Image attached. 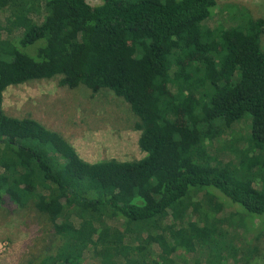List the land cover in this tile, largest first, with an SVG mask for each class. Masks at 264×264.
I'll list each match as a JSON object with an SVG mask.
<instances>
[{
    "label": "trees",
    "instance_id": "16d2710c",
    "mask_svg": "<svg viewBox=\"0 0 264 264\" xmlns=\"http://www.w3.org/2000/svg\"><path fill=\"white\" fill-rule=\"evenodd\" d=\"M13 1L0 0L9 13L0 30V205H33L48 218L52 237L39 264H88L93 252L109 264H143L172 217L179 221L166 232L170 243L190 251L198 241H188L184 221L188 199L200 192L264 214L263 19L215 34L204 24L217 0H23L38 11L25 26ZM41 79L123 98L146 155L89 162L58 131L8 115L4 91ZM245 119L246 147L229 142L215 151L221 161L193 155ZM225 220L212 239L223 257L226 248L234 253L216 242ZM114 223L129 230L130 243L145 245L142 255L122 256L107 244Z\"/></svg>",
    "mask_w": 264,
    "mask_h": 264
},
{
    "label": "rangeland",
    "instance_id": "374dc122",
    "mask_svg": "<svg viewBox=\"0 0 264 264\" xmlns=\"http://www.w3.org/2000/svg\"><path fill=\"white\" fill-rule=\"evenodd\" d=\"M88 2L97 5L102 0ZM11 8L25 26H29L30 18L38 12L23 0H14ZM8 15V11H0L1 31ZM258 18L264 20V0H217L212 15L204 25L212 27L215 34H219L222 27L241 26L244 21ZM261 38L264 45V32ZM202 82L200 79L194 80L191 85L199 87ZM3 97V108L8 115L32 117L58 131L86 161L112 158L127 161L146 155L139 147L141 132L135 129L137 115L123 98L110 91L93 94L84 85L71 89L60 86L58 79H41L11 85L4 91ZM249 124L248 119L237 122L230 132L225 131L221 135V141L209 139L210 148L195 150L193 155L204 162L221 161L215 151L229 146V142L240 148L247 146ZM247 157L246 153L241 155L243 166L247 165ZM188 201L191 206L184 223L188 229V241H198L195 248L184 251L180 245L170 243L168 234L174 233L179 221V218H174L177 220L174 221L172 217L166 222L163 232L158 230L143 264H264V214L248 212L231 200L227 205L217 197L204 195V192L190 197ZM219 217L226 219L227 223L220 224L223 234L218 236L216 242L221 247L229 245L237 255H231L226 248L228 254L223 257L212 243L213 236L218 233L219 224L216 221ZM113 225L111 227L116 228V235L108 233L107 244L122 256L139 257L145 251V245L130 243L126 236L129 230L115 227L118 225L116 223ZM92 228L86 225V236L91 234ZM51 237V223L33 205L24 209L10 203L0 205V264H39V256L48 249ZM77 237L82 245L83 235ZM93 253L88 254V264H109L108 261H100ZM49 263L54 264V261Z\"/></svg>",
    "mask_w": 264,
    "mask_h": 264
}]
</instances>
